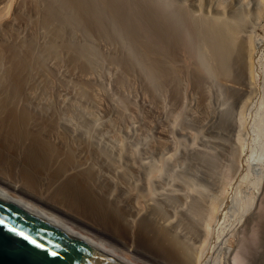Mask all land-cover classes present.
I'll return each mask as SVG.
<instances>
[{"label":"bare ground","instance_id":"6f19581e","mask_svg":"<svg viewBox=\"0 0 264 264\" xmlns=\"http://www.w3.org/2000/svg\"><path fill=\"white\" fill-rule=\"evenodd\" d=\"M253 1L264 12V0ZM236 4L0 0V197L127 264H199L206 228L198 215L214 214V196L186 185L172 151L158 164L146 148L102 146L96 133L107 121L90 115L95 100L84 94L106 57L119 68L117 88L137 74L148 94L179 100L183 83L201 89L211 79L240 108L260 106L255 39ZM95 40L111 52L95 50ZM233 250V264L243 262Z\"/></svg>","mask_w":264,"mask_h":264},{"label":"rangeland","instance_id":"374dc122","mask_svg":"<svg viewBox=\"0 0 264 264\" xmlns=\"http://www.w3.org/2000/svg\"><path fill=\"white\" fill-rule=\"evenodd\" d=\"M235 2L239 6L237 14L244 20V33L255 39V82L257 98L262 101L260 106L251 102L240 108L211 79H207L201 89L183 83L180 101L171 98L169 91L156 97L151 92L148 94L137 74L132 75L135 79L129 77L126 83L129 86L124 84L117 88L115 75L119 68L106 57L95 64V74H92L95 79L90 81L92 92L84 94V99L98 102L94 101L96 105L91 112L88 110L90 115L94 112L93 116L108 122L96 133L102 146L113 149L122 144L124 151L130 147L141 154L146 148L149 150L147 161L158 164L164 154L172 151L175 167L187 174L186 185H194L207 196H214L217 201L214 214L211 217L207 213L198 215L206 228L199 264H233L228 255L232 248L240 252V258L244 257L240 263L264 264V12H254L253 0ZM102 45L97 40L93 44L100 53L111 52L110 45ZM64 62L62 69L67 66ZM100 63L102 66H98ZM73 81L71 78L70 82ZM87 94L89 96H85ZM67 98L71 96L68 94ZM225 112L228 118L223 123ZM160 129L167 134L161 135ZM168 161L172 163L168 159L163 167L170 173L172 164ZM165 170L161 171L168 173ZM135 262L148 264L140 258Z\"/></svg>","mask_w":264,"mask_h":264},{"label":"water","instance_id":"95a60500","mask_svg":"<svg viewBox=\"0 0 264 264\" xmlns=\"http://www.w3.org/2000/svg\"><path fill=\"white\" fill-rule=\"evenodd\" d=\"M0 264H127L0 197Z\"/></svg>","mask_w":264,"mask_h":264}]
</instances>
